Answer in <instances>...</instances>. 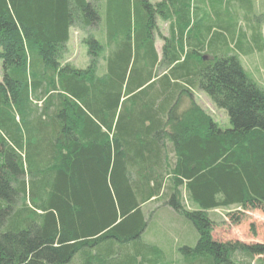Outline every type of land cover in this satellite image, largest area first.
Instances as JSON below:
<instances>
[{"label": "trees", "instance_id": "1", "mask_svg": "<svg viewBox=\"0 0 264 264\" xmlns=\"http://www.w3.org/2000/svg\"><path fill=\"white\" fill-rule=\"evenodd\" d=\"M221 1L211 0L215 21L192 0H106L104 13L102 0H0V264H110L121 254L145 264L156 247L140 236L155 202L194 226L193 258L264 256V243L212 237V211H264V88L240 60L248 33ZM236 1L259 48L250 0ZM158 18L169 22L161 53ZM73 28L85 68L64 61Z\"/></svg>", "mask_w": 264, "mask_h": 264}, {"label": "rangeland", "instance_id": "2", "mask_svg": "<svg viewBox=\"0 0 264 264\" xmlns=\"http://www.w3.org/2000/svg\"><path fill=\"white\" fill-rule=\"evenodd\" d=\"M151 1L156 3L160 0ZM250 3L252 6L251 14L253 20L260 25L261 45L259 48H251V37L253 32L252 29L246 25L242 16L238 15L242 13L240 10L243 9L240 2L236 0H222L221 10H230L231 14L228 13L229 16H225L224 18H230L231 23L238 20V29L242 28L248 33V35H246V46L249 47H246V52H240V60L249 76L264 88V0H250ZM102 4L104 13L106 0H102ZM191 6L192 12H198L203 19L206 17L207 19L213 17L215 21L217 20V17L213 14L215 10L212 9L211 0H192ZM217 9H219L218 6ZM162 35H169V22L158 18V31L155 34V39L156 48L160 53L163 46ZM82 38L83 33L81 31L75 28L71 30L68 51L64 60L79 68H85L89 64L87 48L83 44ZM104 70L105 61L102 59L100 61V73H104ZM1 78L2 64L0 60V79ZM195 98L202 107L213 115L221 128L226 129L231 127L228 114L216 108L207 95L197 91ZM159 206L160 203L156 202L147 205L149 211L152 210L156 212L152 215H148L147 225L140 236V240L143 244L155 246L156 248L154 247L155 249L150 252L151 259L145 262V264H206L201 256L193 258L190 254L185 253V247L196 246L198 233L194 226L183 216L169 208L157 209ZM212 214L216 216L217 220V224L214 225L212 231L214 240L218 242L238 241L246 244L264 243V211L260 209L243 210L238 207H232L230 209H217L212 211ZM234 216L236 220H239L238 222L232 219ZM123 248L135 254L132 242L125 246L123 244ZM262 259H264V256H256L254 260L244 261V259L243 261L244 264H264L261 263ZM141 261L142 258L139 257L138 264H140ZM127 262L128 260L125 258V254H121L110 264H127Z\"/></svg>", "mask_w": 264, "mask_h": 264}, {"label": "crops", "instance_id": "3", "mask_svg": "<svg viewBox=\"0 0 264 264\" xmlns=\"http://www.w3.org/2000/svg\"><path fill=\"white\" fill-rule=\"evenodd\" d=\"M1 80V79H0Z\"/></svg>", "mask_w": 264, "mask_h": 264}]
</instances>
